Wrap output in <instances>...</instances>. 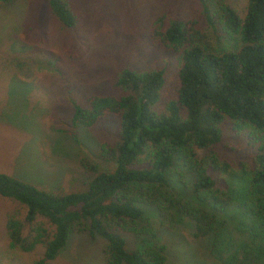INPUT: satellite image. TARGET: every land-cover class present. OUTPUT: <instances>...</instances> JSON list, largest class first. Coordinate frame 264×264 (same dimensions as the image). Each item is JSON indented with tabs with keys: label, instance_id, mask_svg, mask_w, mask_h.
Masks as SVG:
<instances>
[{
	"label": "trees",
	"instance_id": "1",
	"mask_svg": "<svg viewBox=\"0 0 264 264\" xmlns=\"http://www.w3.org/2000/svg\"><path fill=\"white\" fill-rule=\"evenodd\" d=\"M200 4L202 28L170 17L160 32L180 58L176 97L162 108L156 107L164 82L160 66L121 67L111 92L83 102L69 98L73 126L117 114L112 141L100 145L112 169L83 158L85 186L66 192L0 171V194L24 211L7 218L8 246L27 251L41 244L35 264H46L65 248L73 224L87 221L89 233L105 239L109 264H164L163 246L151 242L157 230L145 217L147 206L169 224L190 222L194 237L210 239L209 253L220 264L233 263L239 251L264 264V0H246L242 14L223 2ZM48 6L59 23L76 26L68 0H48ZM228 121L255 149L219 187L212 171L226 167L206 151L221 140ZM231 210L238 240L227 229ZM124 232L142 236L140 246L128 249Z\"/></svg>",
	"mask_w": 264,
	"mask_h": 264
},
{
	"label": "rangeland",
	"instance_id": "2",
	"mask_svg": "<svg viewBox=\"0 0 264 264\" xmlns=\"http://www.w3.org/2000/svg\"><path fill=\"white\" fill-rule=\"evenodd\" d=\"M68 1L76 11L75 27L59 23L48 0L0 5V171L63 192L85 186L89 172L81 164L83 158L99 168H113L100 145L112 141L118 123L117 114L110 113L91 125L73 126L69 98L83 102L87 95L111 92L121 67L160 66L164 82L156 107L162 108L167 99L176 97L180 58L160 32L170 17L194 20L196 28L205 24L200 0ZM207 1L211 8L227 3L241 14L246 3ZM222 130L218 144L206 151L215 153L226 167L212 171L219 187L255 149L245 133L231 129L229 121L222 123ZM11 213L22 216L24 211L0 194V264H35L43 253L41 244L27 251L8 246L6 222ZM227 215L231 217L227 229L238 240L237 215L234 210ZM145 217L157 230L151 242L163 246L164 264H220L209 253L210 239L194 237L190 222L169 224L147 206ZM87 226V221L73 224L65 248L46 264H109L105 239L91 235ZM123 234L130 250L142 243V236ZM235 255L231 264H256L240 251Z\"/></svg>",
	"mask_w": 264,
	"mask_h": 264
}]
</instances>
